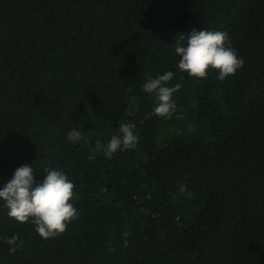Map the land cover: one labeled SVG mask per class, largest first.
Returning <instances> with one entry per match:
<instances>
[{
    "label": "trees",
    "instance_id": "1",
    "mask_svg": "<svg viewBox=\"0 0 264 264\" xmlns=\"http://www.w3.org/2000/svg\"><path fill=\"white\" fill-rule=\"evenodd\" d=\"M194 29L227 32L244 66L181 72ZM167 71L161 118L143 86ZM122 122L138 144L109 158ZM22 165L62 170L80 215L45 240L0 201V236L23 240L0 264H264V0H0V190Z\"/></svg>",
    "mask_w": 264,
    "mask_h": 264
},
{
    "label": "clouds",
    "instance_id": "2",
    "mask_svg": "<svg viewBox=\"0 0 264 264\" xmlns=\"http://www.w3.org/2000/svg\"><path fill=\"white\" fill-rule=\"evenodd\" d=\"M185 40L186 44L182 43ZM175 45V53L180 58L179 70L193 79H206L210 71H216L217 78L224 81L244 66V60L238 56L224 31L194 29L190 35H181ZM174 77L172 71H167L149 78L143 86L145 92L154 93L157 97L154 113L158 117L171 118L176 110L174 95L181 90L182 84L169 86ZM134 128L135 125L129 122L120 124V135H113L106 147L107 157L111 158L118 150H131L137 146L139 137ZM67 140L71 144L87 143L88 137L73 129ZM42 177L37 181L32 167L20 166L0 190V201L9 218L20 224L31 222L35 232L48 240L63 235L68 226L79 219L80 213L71 203L77 198L76 185L62 170L45 168ZM180 192L192 195L186 186H180ZM0 240L13 254L23 244L17 234L0 236Z\"/></svg>",
    "mask_w": 264,
    "mask_h": 264
}]
</instances>
